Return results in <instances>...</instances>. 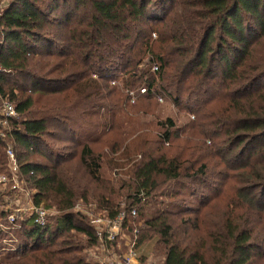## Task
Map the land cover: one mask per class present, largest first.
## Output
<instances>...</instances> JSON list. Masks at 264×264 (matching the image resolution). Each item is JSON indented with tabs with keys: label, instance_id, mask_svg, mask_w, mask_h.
<instances>
[{
	"label": "trees",
	"instance_id": "16d2710c",
	"mask_svg": "<svg viewBox=\"0 0 264 264\" xmlns=\"http://www.w3.org/2000/svg\"><path fill=\"white\" fill-rule=\"evenodd\" d=\"M0 42V105L18 113L8 138L33 202L56 211L44 227L24 223L16 253L1 252L0 232V264H99L89 259L96 228L74 208L95 203L115 217L124 200L138 211L131 238L154 243L163 264H264V0H11ZM145 61L152 67L132 71L122 90L141 82L177 106L185 94L197 120L184 145L170 119L154 141L136 135L130 181H114L92 145L127 98L110 82ZM69 138L86 140L77 144L86 177ZM122 138H106L108 151ZM6 150L0 142V175ZM7 197L9 188L0 191L2 220Z\"/></svg>",
	"mask_w": 264,
	"mask_h": 264
},
{
	"label": "rangeland",
	"instance_id": "374dc122",
	"mask_svg": "<svg viewBox=\"0 0 264 264\" xmlns=\"http://www.w3.org/2000/svg\"><path fill=\"white\" fill-rule=\"evenodd\" d=\"M11 0H2V6L5 7L10 3ZM83 17V12L78 15V20H81ZM120 67L123 68V63L120 62ZM152 66L149 65L148 61H145L142 65L133 68H129L128 71L122 73L118 72L116 77L110 82V86H114L117 84L116 88L118 90L122 91L124 94H126L128 98H125V103L123 105L118 106L116 109V114L114 117H111V124L114 126V129L109 132L108 137H105L100 143H94L92 145L93 153L95 156H100L101 158V165H102V174L104 177L112 178L114 181L123 180V181H130L131 173L130 169L135 165L136 162H139V157H137L136 152V142H132L133 138L136 135H140L142 137H146L148 140L154 141L157 139L159 133L162 131L160 128V123L166 122L168 119L172 120L177 128L182 129V131H185L183 136H180V139L177 141V145H184L185 141L188 136L187 133L189 132V127L194 123L195 119V113H192V105L190 104V107H187L185 104L187 102L186 99H188V96H185L183 94L181 96L182 105L177 106L173 99L169 96L163 95L160 92H157L155 94H152L151 96H148V92L145 94H142L141 91L143 89L148 90L147 87L141 88L139 84L141 82H136L133 89L126 88L125 90H122L124 88V82L128 81L129 75L133 73H137V75L142 74V72H146L148 69H150ZM131 71V72H130ZM155 68L151 69V74L154 73ZM140 76V75H139ZM264 85V82L261 83ZM142 87L145 86L143 83L141 84ZM141 88V89H140ZM210 95L212 93H209ZM114 99V97H113ZM162 99V100H160ZM194 103H196L197 97H193ZM187 108V109H186ZM196 108V107H195ZM201 121V120H200ZM121 128V130H119ZM128 133L133 132L135 130H139L138 133H136L132 137H126L122 134V131ZM92 133V132H91ZM80 134V133H78ZM94 134V135H93ZM90 134L93 139H97L100 136H102V133H94ZM83 135V134H82ZM198 132H194V138L193 143H197L199 141ZM123 136L122 139H125V143H123V147H121L120 150L114 151L109 150L106 148V142L105 139L107 138L110 144L116 143L117 141H121L120 137ZM68 137L70 135L68 134ZM80 137V136H79ZM125 137V138H124ZM81 141V143H85L86 140H80V139H67V145L70 147V152L76 156L73 158V162L75 165L77 164L78 169L81 167L78 166V161L80 159V152L81 147H77V144ZM130 141V142H129ZM76 143V145H75ZM92 144V142H90ZM191 144V140H190ZM126 146H128V151ZM126 148V149H125ZM116 150V149H115ZM126 153H125V152ZM129 154V156H127ZM131 158V161L129 160ZM35 161H38L40 163H45V159L41 156H37L34 158ZM125 165V168L123 166ZM81 173L84 175V172L86 171L84 168L80 169ZM117 175V176H116ZM86 177V175H84ZM117 179V180H115ZM161 182H163L161 180ZM216 184L221 186V180H217ZM94 185V184H93ZM175 186V185H174ZM174 186L172 184H166L165 189L169 193L173 192ZM206 195H209L210 193H205ZM192 200H187L186 198V205L190 206L189 203ZM124 200L121 202V208H126L128 204ZM77 204H95V203H88L84 201H79ZM76 204V205H77ZM97 205V204H95ZM98 206V205H97ZM99 208V207H98ZM101 211V210H100ZM137 221L135 223L137 224ZM125 237L123 238L122 242L126 243L128 239H131V234L129 231L125 232ZM154 244V243H153ZM143 245L141 247L145 248L144 256L145 257H152V261H154L155 264H163V258L155 252L154 245ZM127 247L123 246V249L126 250ZM88 258V257H87ZM89 259L91 257L89 256ZM88 259V261H90ZM92 260V259H91ZM92 262V261H90Z\"/></svg>",
	"mask_w": 264,
	"mask_h": 264
},
{
	"label": "built area",
	"instance_id": "2783aa9c",
	"mask_svg": "<svg viewBox=\"0 0 264 264\" xmlns=\"http://www.w3.org/2000/svg\"><path fill=\"white\" fill-rule=\"evenodd\" d=\"M3 6H0V10ZM156 70V69H155ZM142 94L146 90L141 91ZM162 100V99H160ZM18 113L16 107L8 100L0 105V142L7 146L8 173L0 175V191L10 189L13 197H7L2 209L7 212L6 220L0 219V232L3 233L1 252L16 253L20 247L19 232L26 222L44 227L55 214L49 209L33 202L34 192L27 188L21 176L15 146L9 141L12 119ZM74 211L89 217L96 228L98 244L89 251L92 260L99 264H155L152 257H145V248L139 246L137 238L123 243L125 232L135 225L138 218L136 208L121 209L115 217L106 215L95 204H77ZM137 234V231H135ZM123 246L127 247L126 250Z\"/></svg>",
	"mask_w": 264,
	"mask_h": 264
},
{
	"label": "water",
	"instance_id": "95a60500",
	"mask_svg": "<svg viewBox=\"0 0 264 264\" xmlns=\"http://www.w3.org/2000/svg\"><path fill=\"white\" fill-rule=\"evenodd\" d=\"M2 45H3V43H2V42H0V52H1V49H2Z\"/></svg>",
	"mask_w": 264,
	"mask_h": 264
}]
</instances>
